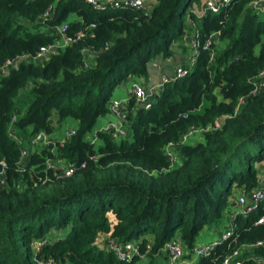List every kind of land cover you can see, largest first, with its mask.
<instances>
[{
  "label": "trees",
  "instance_id": "1",
  "mask_svg": "<svg viewBox=\"0 0 264 264\" xmlns=\"http://www.w3.org/2000/svg\"><path fill=\"white\" fill-rule=\"evenodd\" d=\"M204 1L156 0L146 12L106 1L96 9L86 0H0V180L6 182L0 185V264H164L161 250L177 238L190 264H223L235 251L242 264L264 257V246L244 249L264 242L262 200L238 214L228 241L193 260L201 231L221 228L237 195L250 198L264 189L256 167L264 162V90L253 93L264 72L258 0H231L219 13L189 12L202 48L186 77L167 84L148 108L130 98L131 140H115L104 129L88 138L111 113L115 89L147 78L156 56L170 58L188 33L187 9ZM49 10L54 14L44 21ZM72 14L77 17L69 21ZM64 24L73 43L43 63L21 61L2 73L8 61L56 43L60 36L43 27ZM79 32L85 36L77 41ZM212 34L217 39L204 50ZM26 94L34 99L22 112ZM70 118L78 122L75 134L55 152L53 146L28 151L11 137L28 128L31 139L52 135ZM217 122L221 127L209 130ZM202 130L203 142L180 145L181 162L171 168L166 147ZM63 168L75 172L65 176ZM68 228L65 237H48ZM43 240L36 252L34 243ZM111 241L152 250L145 262H126L108 248Z\"/></svg>",
  "mask_w": 264,
  "mask_h": 264
},
{
  "label": "built area",
  "instance_id": "2",
  "mask_svg": "<svg viewBox=\"0 0 264 264\" xmlns=\"http://www.w3.org/2000/svg\"><path fill=\"white\" fill-rule=\"evenodd\" d=\"M151 0H117L113 3L107 1L106 3L114 4L116 7L125 6V7H131L136 8L138 10H145L147 5L150 3ZM231 0H207L205 7H204V13H219L226 4H228ZM86 2L90 5H92L96 9H102L103 3L102 0H86ZM254 9L257 10L260 14L264 15V0H258L254 4ZM53 11L49 10L46 12V14L43 16V20L46 21L50 19L53 15ZM68 29V25L64 24L60 27H58V35L62 38V41L64 42V48L67 47L69 44L73 43V39L66 36V31ZM85 36L84 33L79 32L76 40H80ZM217 34H212L210 38L205 42L203 45V49L207 50L210 49L211 45L216 41ZM191 49H193V58L191 61V64L195 62V55H197L202 46L200 44V41L194 36L191 40ZM63 48V49H64ZM58 50H60V46L58 43H55L52 46H49L47 48H42L41 51L35 56V57H21L17 59L16 61H8L5 66L2 68V73L6 74L8 73L9 69L12 68L14 65L21 61H30L34 63H43L47 61L51 55L56 53ZM187 69L186 68H180L175 73L174 77H163L160 81V83L152 86L149 90H146L143 88L139 83H135L131 89H130V98H134L136 101V107H146L148 108L150 106V97L151 95L154 97L159 91H161L167 84L177 80L182 79L186 77L187 75ZM255 88L253 90V93L256 94L258 92H261L264 90V72L261 73V75L255 80ZM130 100V99H129ZM128 101H113L110 104V111L111 114L115 115L116 121L109 123L105 128L104 131L109 132L112 137L115 140H121L123 138H126L128 135V127H127V104ZM16 120V119H15ZM14 120V121H15ZM221 127V123L217 122L216 125L209 130H217ZM207 131H194L190 132L182 141L181 144H170L165 149V154L167 158L169 159V162L171 164V168L177 166L181 162V156L178 152V147L180 145H184L187 143V141L200 133H205ZM75 134V130L68 129L65 132V136L61 140H55L52 138L51 135H47L45 133H40L33 137L30 141V147L34 150L45 148V147H51L52 152L56 151V145L59 143L60 145H63L70 137H72ZM11 137H13L18 144H23V139L18 136L17 132L13 131L11 134ZM22 160H25L28 157V151L26 149L22 150ZM50 164V163H49ZM65 176H71L75 169L70 168H63ZM5 180H0V185H5ZM264 200V189L258 190L254 192L250 198L245 197L244 195L238 197L236 202L235 209L229 213L230 221L228 223L227 229L222 234V236L217 239L216 241L202 246H197V248L194 250L193 256L194 257H201L205 255H209L215 248H217L222 242L228 241L232 236L233 232L235 230L234 220L238 216V214L247 215L250 213L253 209V207H257L258 203L260 201ZM258 224H264V217L261 218L258 221ZM47 241H36L34 243V249L36 252H39L41 247L46 243ZM264 242H259L258 244L254 246H248L244 249H253V248H259L263 247ZM110 250L114 251L117 255L118 259L126 262H131L134 258L139 257L141 261L147 260L148 254L152 250L151 245L146 246L145 252H143L140 248V245L138 243H127V244H118L114 241H111L109 243ZM162 254L167 257L168 264H178L180 260L183 259L185 255V248L181 240L174 239L168 244L165 245V247L161 250ZM241 257L240 251L232 252L230 255H228L223 264H242L243 261H241L239 258ZM254 264H264V257H259L252 255L250 257ZM42 264H56L54 261H43Z\"/></svg>",
  "mask_w": 264,
  "mask_h": 264
},
{
  "label": "rangeland",
  "instance_id": "3",
  "mask_svg": "<svg viewBox=\"0 0 264 264\" xmlns=\"http://www.w3.org/2000/svg\"><path fill=\"white\" fill-rule=\"evenodd\" d=\"M114 1H117V0H112V1H109V2L113 3ZM206 2H207V0H206ZM204 4H205V1L202 3V5H201V3L200 4L199 3H194V4H192V6H190L187 9L188 10L187 11L188 17L186 18L187 19L186 25H188L187 26L188 27V29H187L188 33H187V35L183 39H181L180 41L174 43V45L172 46V49H171V51H172L171 57L170 58H164L162 55H158V56H156L152 60V61H154V60L162 59L163 61L168 62V65L170 66V68L172 70V71H170V72H168V73L160 76L161 78L158 81V83H160V81H161V79L163 77H169V78L174 77V75H175V73L177 72L178 69H180V68H187L191 64V61H192V58H193V49H191L190 44H191V40L195 36V33H196L197 30H196L195 23L191 22V20H190L189 12L191 13L193 11L197 15L203 14L204 11H203V7L202 6ZM151 7H152V5L149 3L147 5V7L145 8V11L146 12H149L151 10ZM76 17H77L76 15L72 14L70 16V18H69V21H73L74 19H76ZM262 18L264 19V15H262ZM43 31H45L47 33H51V34H53V33L58 34V28H51L49 26L43 27ZM56 43L59 44L60 50L64 48V42L62 41V38L61 37L56 41ZM226 45H227V42H225V43H219V46L225 47ZM173 53H174V56H173ZM172 56H173V60H171L172 59ZM139 85H141L146 90H149L152 87V86H148L147 83L146 84L139 83ZM131 87H132V85H131ZM154 97L151 95L150 101H152L154 99ZM33 99H34V95H32V94H29L28 96L26 94L25 96L21 97L20 102H19V107H20V109H21L22 112H25L26 111L28 105L33 101ZM113 100H114V97H112V101H111L112 103H113ZM109 117H112V115H109L108 114L107 116H103V117H100L98 119V121L96 123V126L94 127L93 131L91 132V134L88 137L90 140H94L95 139L96 134L102 129V123L101 122L104 119H107ZM114 119H116V117ZM68 122L77 123L76 120L70 118V119L66 120L62 125H57L56 126V129H55V132L51 136L56 137L60 133V131L61 132H64V136H65V132L68 129L74 128V127L68 125ZM106 126L107 125H105V127ZM31 130H32V128H28L27 129V134H24L23 131H17L18 136H20L24 140L23 141V144L26 145L28 151H30V149H31L30 148L31 138L29 136V133L31 132ZM126 139L127 140H131L132 139V136H131V133L130 132L128 133V136L126 137ZM199 142H203V137H202V135L197 134V135L191 137L187 141V144H189V145H195V144H197ZM98 143H99V141H98ZM256 167L259 170L260 181H261V185L263 186L264 185V162L261 163V164H257ZM240 196L241 195H237L236 197H240ZM227 219H228V223H229L230 218L227 217ZM226 223H227V220H226V222L224 224L225 226L223 225L221 227V231L220 232H222V231L225 232V229L227 227L226 226L227 225ZM213 229H215L214 226H207V227H205L201 231V233H200V235H199V237H198V239L196 241V246H200L201 244H203V242H207L209 240H212L213 238H216V236L212 233V231H214ZM68 233H69V228L68 229H65L63 231H60V232L53 231L52 234H51V236H48V237H57V236L58 237H65ZM177 239H179V238H177ZM102 243H103V240H102ZM195 259H197V257H194L193 258V260H195ZM145 261H147V260H145ZM187 261H189V260H187ZM162 262L164 264H167V260L165 258L162 259Z\"/></svg>",
  "mask_w": 264,
  "mask_h": 264
},
{
  "label": "crops",
  "instance_id": "4",
  "mask_svg": "<svg viewBox=\"0 0 264 264\" xmlns=\"http://www.w3.org/2000/svg\"><path fill=\"white\" fill-rule=\"evenodd\" d=\"M102 1L107 2V1H112V0H102ZM150 4L152 5V7H151V9H152L156 5V0H151ZM173 56H174V53H173ZM173 56H172L171 60H173ZM87 58L89 61H91L92 60L91 54H88ZM170 71H172V70H171L170 66L168 65V62H165L162 59L152 61L148 66V77L146 79L145 78H133V79H130L128 82L120 85L118 88L115 89V91L113 93V96H112V97H114L113 101H119V102L128 101L130 99L129 93H130L131 85L133 86L135 83H143V84L147 83L148 86H154L160 80V78H161L160 76H162V75H164ZM109 115H112V117L104 119L101 122L102 123V129L105 128V125H108L109 123L116 121V119H114L115 115H113L111 113ZM68 125L74 127L72 129H76L78 127V122L77 123L68 122ZM23 133L27 134V130L24 131ZM63 137H64V132H61V131L56 137L52 136V138H54L55 140H61ZM234 209H235V207L232 208L230 211L232 212ZM226 216L229 217V213ZM226 224H227L226 226H228V219H227ZM226 229H227V227H226ZM213 230L214 231H212V233L216 236V238H213L212 240H209L207 242H203V244H201V245H207V244H210V243L216 241L224 233V231L220 232L221 228H219V229L215 228ZM148 238L152 239V237H148ZM160 261H162V257L160 258ZM178 263L179 264H190V261L182 259V261L180 260Z\"/></svg>",
  "mask_w": 264,
  "mask_h": 264
}]
</instances>
